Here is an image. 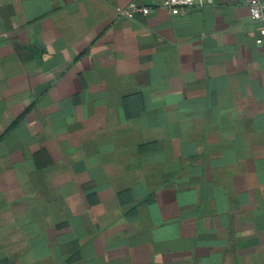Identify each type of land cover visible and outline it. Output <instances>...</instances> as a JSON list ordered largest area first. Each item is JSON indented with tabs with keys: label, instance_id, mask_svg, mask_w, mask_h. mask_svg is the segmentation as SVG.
I'll return each mask as SVG.
<instances>
[{
	"label": "crops",
	"instance_id": "crops-1",
	"mask_svg": "<svg viewBox=\"0 0 264 264\" xmlns=\"http://www.w3.org/2000/svg\"><path fill=\"white\" fill-rule=\"evenodd\" d=\"M164 1L0 0V264H264L263 22Z\"/></svg>",
	"mask_w": 264,
	"mask_h": 264
},
{
	"label": "built area",
	"instance_id": "built-area-1",
	"mask_svg": "<svg viewBox=\"0 0 264 264\" xmlns=\"http://www.w3.org/2000/svg\"><path fill=\"white\" fill-rule=\"evenodd\" d=\"M213 0H165L164 5L174 15L185 13L194 4L199 3L204 5L211 3ZM248 6L253 20L263 22V27L259 31V35L256 42L260 45L264 44V0H248ZM137 9L135 5H132L129 9L122 11L124 14H131L133 10ZM144 12H147V8H142Z\"/></svg>",
	"mask_w": 264,
	"mask_h": 264
}]
</instances>
